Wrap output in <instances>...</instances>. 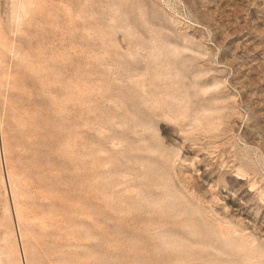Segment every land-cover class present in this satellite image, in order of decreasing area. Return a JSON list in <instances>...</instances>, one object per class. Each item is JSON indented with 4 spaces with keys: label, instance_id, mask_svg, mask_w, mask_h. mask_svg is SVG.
Here are the masks:
<instances>
[{
    "label": "rangeland",
    "instance_id": "obj_1",
    "mask_svg": "<svg viewBox=\"0 0 264 264\" xmlns=\"http://www.w3.org/2000/svg\"><path fill=\"white\" fill-rule=\"evenodd\" d=\"M1 124L0 264H264V0H0Z\"/></svg>",
    "mask_w": 264,
    "mask_h": 264
},
{
    "label": "bare ground",
    "instance_id": "obj_2",
    "mask_svg": "<svg viewBox=\"0 0 264 264\" xmlns=\"http://www.w3.org/2000/svg\"><path fill=\"white\" fill-rule=\"evenodd\" d=\"M2 135H3V130H2V124L0 125V139H1V141H2ZM0 146H2V148H4L3 147V145L0 143ZM1 148V147H0ZM1 150V149H0ZM3 180V179H2ZM7 181V180H6ZM2 182V181H1Z\"/></svg>",
    "mask_w": 264,
    "mask_h": 264
}]
</instances>
